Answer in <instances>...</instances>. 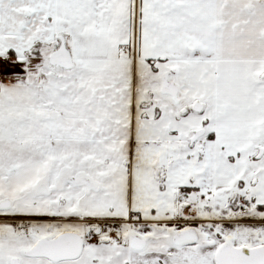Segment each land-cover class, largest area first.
<instances>
[{"label":"snow or ice","instance_id":"snow-or-ice-1","mask_svg":"<svg viewBox=\"0 0 264 264\" xmlns=\"http://www.w3.org/2000/svg\"><path fill=\"white\" fill-rule=\"evenodd\" d=\"M0 264H264V0H0Z\"/></svg>","mask_w":264,"mask_h":264}]
</instances>
